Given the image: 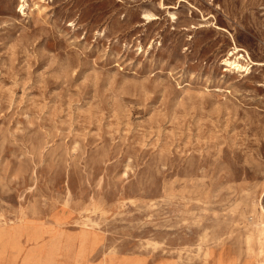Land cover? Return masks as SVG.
Instances as JSON below:
<instances>
[{
    "label": "rangeland",
    "instance_id": "1",
    "mask_svg": "<svg viewBox=\"0 0 264 264\" xmlns=\"http://www.w3.org/2000/svg\"><path fill=\"white\" fill-rule=\"evenodd\" d=\"M262 210L264 0H0V264H264Z\"/></svg>",
    "mask_w": 264,
    "mask_h": 264
},
{
    "label": "crops",
    "instance_id": "2",
    "mask_svg": "<svg viewBox=\"0 0 264 264\" xmlns=\"http://www.w3.org/2000/svg\"><path fill=\"white\" fill-rule=\"evenodd\" d=\"M262 209V208H261ZM262 212L264 213V211L262 210ZM8 227H4L2 230H0V238L6 236V235H11L10 231H7ZM261 230L264 232V223L262 224V228ZM4 235V236H3ZM40 236H42V234L38 231L37 233H32L31 236V240H37ZM11 239V237H10Z\"/></svg>",
    "mask_w": 264,
    "mask_h": 264
},
{
    "label": "bare ground",
    "instance_id": "3",
    "mask_svg": "<svg viewBox=\"0 0 264 264\" xmlns=\"http://www.w3.org/2000/svg\"><path fill=\"white\" fill-rule=\"evenodd\" d=\"M21 6H22V5H21ZM241 56H242V55H241ZM226 62H227V65H229V66L232 67V68H237V69L241 68L240 63H239L238 60H236L235 58H234V60L226 61Z\"/></svg>",
    "mask_w": 264,
    "mask_h": 264
}]
</instances>
